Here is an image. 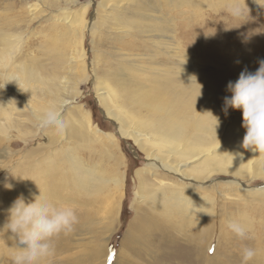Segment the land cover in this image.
<instances>
[{
	"label": "bare ground",
	"instance_id": "bare-ground-1",
	"mask_svg": "<svg viewBox=\"0 0 264 264\" xmlns=\"http://www.w3.org/2000/svg\"><path fill=\"white\" fill-rule=\"evenodd\" d=\"M36 1L43 2L29 3L25 8L30 23L42 16V8H58L52 17L53 25L38 35L42 38H36L39 51L46 49L44 57H37L31 49L24 50L27 41L21 34L4 29L0 18V88L11 87L12 97L19 101L10 103L12 98L0 89V131L18 122L37 126L33 113L49 106L61 112L64 130L57 132L49 127L57 132L54 138L49 131L44 132L49 139L45 161L60 157L61 162L49 175L47 169L38 172L40 162L34 166L38 175L31 188L34 195L40 193L42 199L58 208L79 205L78 211L71 207L75 216L80 215L74 224L78 233H72V238H80L72 250L74 256L58 264H104L113 226L127 198L128 166L117 138L94 129L90 117L85 122L79 120L83 117L80 106H75V111L71 108L79 97L80 85L88 77L86 32L102 37L104 32L98 24L114 31L119 44L114 43L117 62H107L106 55L113 57L109 53L94 61L96 98L117 127L118 136L132 139L145 156V165L134 173V217L116 264L211 261L208 253L217 232L214 225L218 223L221 230L226 223L224 218L215 221L217 198L224 202L226 194L251 196V188L242 186L244 179L249 175L264 178V153L241 147L246 133L242 110L240 126L232 131L226 129L231 110L227 115L223 111L224 97L231 95L227 84L235 82L245 68L201 60L192 55L191 49L184 50L175 24L162 13V7L154 4L148 8L144 0L97 2L96 20L89 25L88 8L95 4L91 0L73 11L64 6L71 3L78 7L79 0ZM194 34L186 32L184 37L192 38ZM123 39L125 42L120 43ZM140 41H154V52L167 54L171 62H160L162 68L151 67L156 62L153 56L127 51L139 48ZM193 49L195 54L205 51L203 45ZM171 64L175 67H168ZM85 153L90 154L89 161L81 157ZM222 177L224 180H220ZM221 187L229 188V192H223ZM260 189L261 193L255 195L264 198V188ZM62 190L64 194L68 192L67 197L61 196ZM100 224L103 227H98ZM179 232L186 237L185 244L176 241ZM60 235L51 241V257L68 252L63 243L54 246L55 242L67 240L64 238L68 234ZM221 237L219 234L213 258L219 254ZM197 239L202 240L198 245ZM9 249L17 252L14 241L7 236L5 244L0 243V254L5 255ZM44 260L39 263L45 264Z\"/></svg>",
	"mask_w": 264,
	"mask_h": 264
},
{
	"label": "rangeland",
	"instance_id": "rangeland-1",
	"mask_svg": "<svg viewBox=\"0 0 264 264\" xmlns=\"http://www.w3.org/2000/svg\"><path fill=\"white\" fill-rule=\"evenodd\" d=\"M89 1L90 0H79L78 7L71 3L64 7H68L70 11H73L79 7H83ZM91 1L95 4L88 8V16H86L88 25L93 23V20H96L95 14L97 13V7L95 6L97 2L102 0ZM144 1L146 5H148V8H151L154 4L162 7V13L166 17H169L172 23L175 24L177 37L182 41L184 50L188 51L191 49L194 53L195 50L193 46L203 45L205 47L204 53L202 51L200 52L203 54H193L191 52L192 55H196L195 57L198 59H210L214 61V63L224 61L230 66L249 68L254 72L259 67V61L264 60V0H255V2L254 0ZM38 2L39 1L36 0H0V18L3 20L1 23L4 24V29H9L10 31L12 30V32L21 34L24 40L27 41L28 45L25 46L24 50L31 49L34 55L37 54V57H44L43 55L46 49L39 51L40 46L36 38H42L38 35L46 33L50 29V26L53 25L54 19L52 17L57 14L56 11L58 12V8L56 6L42 8V16H40L38 20L30 23L25 8L29 3L33 4ZM42 2L43 1L39 2V4ZM127 15L131 16L129 12H127ZM106 19L111 22L108 17ZM98 27L104 32L102 37L96 36L94 32H86L84 49L88 58V81L86 78L80 85L79 97L71 104V108H74L75 111V106H80L81 109L79 112L83 117H80L79 120L81 119L85 122V120L90 117L94 129H98L105 134H112L117 138L119 149L121 148L122 155L125 157V163L128 166L127 198L122 204L120 217H118V221H116L113 226L114 229L108 244L107 256L104 259V264H116L117 255H119L121 249V243L134 217V211L131 207L135 193L134 173L138 168L145 165V156L139 151L138 147L134 145L132 139H124L118 136L117 127L112 123L111 119L104 114V108L96 98L94 73L97 71V66L94 64V61L97 62L99 56L109 53L113 57L106 55L107 62H117L118 59L115 55L118 50L115 49L114 43L119 44L115 39L116 35L114 31L107 30V26H102V24H98ZM192 31L195 33L194 37H184L186 32L190 33ZM145 39L146 38H144V40ZM123 42H125V39L120 41V43ZM154 43V41L147 43L140 41L139 48L132 47L127 49V51H131V53L134 54L140 53L145 56H153L156 61H153V63L155 62L157 65L154 63L151 67L156 66L162 68L160 62L163 63L170 60H168L167 54H163V52H154V48L152 47ZM120 46H122V44H120ZM168 67H175V64H171ZM1 86L2 84H0V87ZM3 90L12 98L13 101H10V103H19L16 97H12L13 91L11 87L7 86V88ZM240 115L239 110H230L226 119L227 131H232L236 125L240 126ZM22 116L24 117V115ZM68 121H71V118H68ZM16 123L15 121L14 124ZM19 124L20 122L11 127H5L2 133L0 131V227H3L7 222V209L19 195L23 194L26 202L33 199V195L36 192H32L31 188L35 176L38 175V173L36 174L34 166L36 167L40 162L41 169L38 172L47 169L48 173L46 175H49L50 173H55V168L61 162L60 157H54L53 159L45 161L49 149V139L45 137L44 132L49 131V134L54 138V136L57 135L54 128L48 127L41 129L38 125H33L30 122ZM81 157L84 158L85 161H89L91 158L90 154L87 153ZM86 157L88 158L86 159ZM55 163H57L56 166H54ZM106 163L113 164L111 161L109 162V160H106ZM61 167L63 168V165L60 166L59 170L62 169ZM220 180H224V178L222 177ZM243 182L242 186H244L246 190L251 188L250 190L254 193L253 195H247V197L246 194L244 195L241 193H239L240 195H235V193L234 195L226 194L228 198L226 197L224 202L218 199V197V202L214 205L215 221H219V218H224L226 222L223 223L221 230L217 228L219 227L218 223L214 225V229L222 235L219 240V254L217 257L213 258L218 245L219 234L216 235V232L214 235L215 238L211 241L210 253H208L211 257V261H200L195 264H242L241 254L245 247L252 248L256 251V256L249 264H264V198H260V195H255L261 193L262 189L260 188H264V178L249 175ZM6 184H11L12 188H6ZM257 189H259V191H256ZM221 190H223V192L226 191V193L229 192V188H225L224 190L221 187ZM64 193L65 190H62L60 192L61 196L67 197L68 192H66V194ZM71 207L74 211L79 210V205ZM78 217L80 218L79 214L76 216V221ZM76 221L74 224H76ZM230 221L243 223L247 226V229H250L247 231L245 238L237 237L235 233L228 228V223ZM74 224L72 225L73 229L71 228V231L66 233L62 232L60 235L67 236L66 234H68L67 238H64L67 240L61 243H54V246H59L63 243L68 252L64 255L57 256L53 254V257L49 256V254V257L47 256L48 258H44L45 260L43 263L58 264V262L62 263L67 260V258H73V251H75L74 246H76L80 239L77 236L72 238L75 232L78 233ZM98 227H103V225L100 224ZM10 235L11 233H0V243L2 241V243L5 244L7 236L9 237ZM88 238L89 236L84 237V239ZM175 239L177 242L185 244L186 237L183 233L179 232ZM200 241L202 240L197 239L196 245H198ZM9 251H7L5 255L0 254L2 255L0 257V264H13V256H15L17 252L12 250ZM8 252L11 255H8ZM9 256L11 258L13 257L12 260H10L11 258ZM183 257L184 256H181L180 259H183ZM38 264L41 263L38 262Z\"/></svg>",
	"mask_w": 264,
	"mask_h": 264
},
{
	"label": "clouds",
	"instance_id": "clouds-1",
	"mask_svg": "<svg viewBox=\"0 0 264 264\" xmlns=\"http://www.w3.org/2000/svg\"><path fill=\"white\" fill-rule=\"evenodd\" d=\"M227 91L231 95L224 97L225 114L229 108L242 110V127L246 133L241 147L264 153V60L259 61L255 72L247 68L242 70L235 82H228ZM33 115L41 129L54 127L57 132H62L65 128L61 112L54 105ZM5 187L11 189L12 185L6 184ZM7 213V222L0 227V233H11L9 238L17 249L13 264H38L51 253L52 239L62 232L71 231L76 221L71 208H58L42 199L40 193L27 202L23 194L19 195ZM228 228L240 238H245L248 231L245 224L237 221H230ZM241 255L242 264H249L256 251L245 247Z\"/></svg>",
	"mask_w": 264,
	"mask_h": 264
}]
</instances>
